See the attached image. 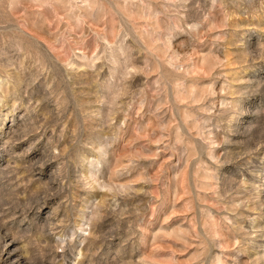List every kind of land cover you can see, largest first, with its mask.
I'll return each mask as SVG.
<instances>
[{"label":"rangeland","instance_id":"1","mask_svg":"<svg viewBox=\"0 0 264 264\" xmlns=\"http://www.w3.org/2000/svg\"><path fill=\"white\" fill-rule=\"evenodd\" d=\"M0 264H264V0H0Z\"/></svg>","mask_w":264,"mask_h":264}]
</instances>
